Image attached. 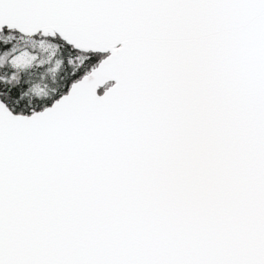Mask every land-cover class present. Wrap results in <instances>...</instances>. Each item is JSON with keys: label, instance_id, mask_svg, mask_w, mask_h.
Returning <instances> with one entry per match:
<instances>
[{"label": "snow or ice", "instance_id": "snow-or-ice-1", "mask_svg": "<svg viewBox=\"0 0 264 264\" xmlns=\"http://www.w3.org/2000/svg\"><path fill=\"white\" fill-rule=\"evenodd\" d=\"M0 264H264V0H0Z\"/></svg>", "mask_w": 264, "mask_h": 264}]
</instances>
